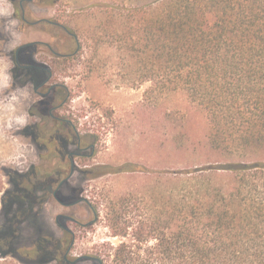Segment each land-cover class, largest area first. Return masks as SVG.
Masks as SVG:
<instances>
[{
	"label": "trees",
	"instance_id": "16d2710c",
	"mask_svg": "<svg viewBox=\"0 0 264 264\" xmlns=\"http://www.w3.org/2000/svg\"><path fill=\"white\" fill-rule=\"evenodd\" d=\"M136 12L120 29L152 84L147 95L184 93L206 116L201 144L216 160L198 154L163 172L130 239L133 210L114 211V236L124 240L112 263L264 264V0H152ZM34 172H5L14 189L0 185L2 211L32 196ZM12 225H0L2 258L17 253ZM29 259L66 264L46 247Z\"/></svg>",
	"mask_w": 264,
	"mask_h": 264
},
{
	"label": "rangeland",
	"instance_id": "374dc122",
	"mask_svg": "<svg viewBox=\"0 0 264 264\" xmlns=\"http://www.w3.org/2000/svg\"><path fill=\"white\" fill-rule=\"evenodd\" d=\"M151 1L55 0L50 5L53 0H35L25 5L26 19L42 21L30 24L22 19L17 3L0 0V185L4 190L12 189L7 170L27 173L37 162L32 140L21 135L23 126L35 121L27 113L37 100L35 84L27 82L28 73L34 71L18 68L16 74L15 50L36 42L51 44L60 53L79 46L78 55L70 60L37 56L49 62L57 82L69 90L65 115L98 142L97 154L85 163L90 166L87 175L77 172L69 182L73 189H81L80 197L86 201L72 208V215L84 223L92 221L83 229L62 220L76 234L74 259L101 256L104 264H113L114 248L124 240L114 236V211L133 210L126 214L133 222L130 239L137 222L145 220L139 215L147 212L154 188L163 187V172L194 163L198 154L216 160L201 144L206 145L208 132L205 114L190 105L184 93L149 97L152 84L133 59L129 36L121 32L122 21L134 22L136 11ZM47 21L68 28L77 40ZM1 197L0 225L13 220L19 207L2 211ZM64 211L70 210L52 200L41 220L43 230L57 239L62 230L55 219ZM36 222L33 216L15 227L18 256H0V264H25L18 257L26 261L41 234ZM79 264L98 263L86 259Z\"/></svg>",
	"mask_w": 264,
	"mask_h": 264
},
{
	"label": "flooded vegetation",
	"instance_id": "af4514ba",
	"mask_svg": "<svg viewBox=\"0 0 264 264\" xmlns=\"http://www.w3.org/2000/svg\"><path fill=\"white\" fill-rule=\"evenodd\" d=\"M10 1L18 4L21 17L27 23L36 24L42 21L29 22L26 19L25 5L35 0ZM47 22L63 28L70 37L77 40V36L68 28L53 21ZM78 53L79 46L72 52L60 53L51 44L40 42L21 45L14 52L16 74L22 68L34 71V73H28L27 82L35 84L34 93L37 96V100L27 110L29 116L35 121L27 123L21 129V135L32 140L36 151L37 162L33 167L35 172L30 177L33 181L30 194H33L32 196L29 195L27 201L16 204L10 203L7 209L4 210H10L16 205L19 206L13 220L5 222L13 223L12 230L7 236L13 241L12 248L17 253L18 249L15 248V241L18 234H16L15 227L18 224L34 216V219L38 222V229L42 230L34 246L29 249L26 261L30 260L31 250L46 247L53 250L56 259L64 261L66 264H79L86 259L102 264L94 256L81 255L75 259L71 256L76 234L63 222L76 223L83 229H88L92 225V221L84 223L72 215L71 209L79 204H86V201L80 197L81 189H73L69 186V182L77 172L87 175L90 166L85 163L97 154L98 142L96 137L92 139L90 135L82 133L75 123L65 115L71 98L69 90L65 85L57 82L55 72L49 62L37 58L38 55H45L49 59L70 60L76 57ZM79 163L83 165L81 166ZM79 168H83V170L81 171ZM52 200L59 206L70 210L60 213L55 219L62 230V235L58 239L49 232L44 231L45 226L41 223L42 217L47 212V207ZM88 209L94 211L90 206H88ZM17 253L9 255L18 256ZM18 259L23 261L22 258L18 257ZM56 262L55 260L51 264Z\"/></svg>",
	"mask_w": 264,
	"mask_h": 264
}]
</instances>
